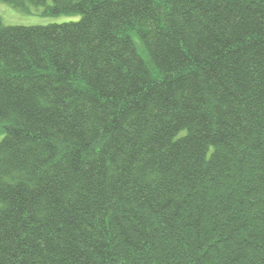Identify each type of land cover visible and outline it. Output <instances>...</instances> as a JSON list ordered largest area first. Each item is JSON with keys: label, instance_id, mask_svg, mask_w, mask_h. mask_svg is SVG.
Returning a JSON list of instances; mask_svg holds the SVG:
<instances>
[{"label": "trees", "instance_id": "trees-1", "mask_svg": "<svg viewBox=\"0 0 264 264\" xmlns=\"http://www.w3.org/2000/svg\"><path fill=\"white\" fill-rule=\"evenodd\" d=\"M27 1L80 18H0V264H264V0Z\"/></svg>", "mask_w": 264, "mask_h": 264}, {"label": "rangeland", "instance_id": "rangeland-1", "mask_svg": "<svg viewBox=\"0 0 264 264\" xmlns=\"http://www.w3.org/2000/svg\"><path fill=\"white\" fill-rule=\"evenodd\" d=\"M0 18L4 24L9 25H41L48 23L75 21L80 18V15H51L45 12L43 5H34L27 0L24 2V5L20 7L13 6L8 2L0 0ZM140 50L142 51L141 47Z\"/></svg>", "mask_w": 264, "mask_h": 264}]
</instances>
